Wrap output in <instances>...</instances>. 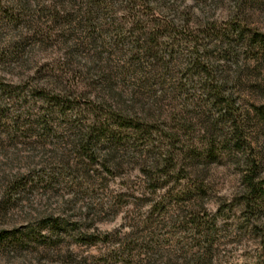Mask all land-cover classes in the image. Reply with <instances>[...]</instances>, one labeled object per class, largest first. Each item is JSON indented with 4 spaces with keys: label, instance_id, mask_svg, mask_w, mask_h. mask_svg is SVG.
I'll return each instance as SVG.
<instances>
[{
    "label": "rangeland",
    "instance_id": "obj_1",
    "mask_svg": "<svg viewBox=\"0 0 264 264\" xmlns=\"http://www.w3.org/2000/svg\"><path fill=\"white\" fill-rule=\"evenodd\" d=\"M243 2L0 0V264H264L243 180L256 169L264 206V0ZM169 22L148 133V29ZM198 57L232 68L239 151Z\"/></svg>",
    "mask_w": 264,
    "mask_h": 264
},
{
    "label": "trees",
    "instance_id": "obj_2",
    "mask_svg": "<svg viewBox=\"0 0 264 264\" xmlns=\"http://www.w3.org/2000/svg\"><path fill=\"white\" fill-rule=\"evenodd\" d=\"M242 3L244 0H240ZM169 23H166L164 27L159 25L151 26L148 29V112L144 110V117L148 118V133L158 124L160 119L163 118L164 110L162 108V100L167 93L171 90L164 79V73L169 71L170 62L162 55L159 54L158 50L155 49V42L159 39L160 35L163 33L162 28H169ZM264 51V40L262 46L260 47ZM236 70L237 81L242 82V78L237 73V69H240L238 62L232 63ZM193 67L197 68L199 72L204 74L205 84L204 89L207 91L208 96L206 102L212 101V103L219 108L220 115L222 119L230 121V133L232 134L231 139L226 144L229 153L234 151H239L241 145L245 141L243 125L241 124V118L236 116V110L234 106V97L228 92V84L230 82L231 75L229 72L232 70L231 66H213L209 62H204L199 57L195 59ZM166 74V73H165ZM211 103V102H210ZM175 113V112H174ZM201 114L202 123L206 125V130L204 131L208 137V150L207 154L211 157L215 156V150L217 145V138L224 135L223 131L219 128L218 122H211L212 116ZM199 117V118H200ZM213 119V118H212ZM215 121V120H214ZM208 123V124H207ZM185 127L181 124V127L173 129L172 131L162 130L164 136H169L174 139L180 132L183 131ZM222 132V133H219ZM243 180L246 185V193L244 196V204L247 210L254 215L257 214V210L262 211L263 203L262 192L263 188L258 178V174L255 168L249 169L243 174ZM262 209V210H261Z\"/></svg>",
    "mask_w": 264,
    "mask_h": 264
}]
</instances>
